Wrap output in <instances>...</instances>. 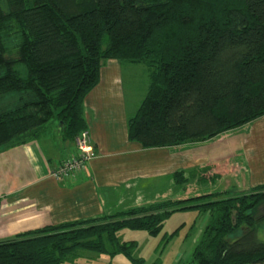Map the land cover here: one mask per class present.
I'll list each match as a JSON object with an SVG mask.
<instances>
[{"label": "trees", "instance_id": "1", "mask_svg": "<svg viewBox=\"0 0 264 264\" xmlns=\"http://www.w3.org/2000/svg\"><path fill=\"white\" fill-rule=\"evenodd\" d=\"M110 59L150 73L128 120L131 141L151 149L217 138L264 116V0H0V151L52 120L68 139L86 131L83 104ZM213 172L198 174L213 183ZM218 195L0 239V264H76L91 253L141 264L132 257L136 243L121 242L119 232L156 237L169 216L193 209L207 223L186 264H264V185Z\"/></svg>", "mask_w": 264, "mask_h": 264}, {"label": "crops", "instance_id": "2", "mask_svg": "<svg viewBox=\"0 0 264 264\" xmlns=\"http://www.w3.org/2000/svg\"><path fill=\"white\" fill-rule=\"evenodd\" d=\"M124 62L136 64L105 61L99 84L84 101L86 130L96 157L78 178L56 181L50 176L60 163L76 155L74 139L66 138L55 120L0 156V170H4L0 171L1 240L48 225L187 198L186 185L192 182L178 185L176 173L189 172L195 185L202 186L198 171L211 167L219 176L215 184H208L213 186L210 190L219 187L218 192L225 194L264 185V116L202 143L145 149L131 141L128 120L142 102L129 105L123 83V68L128 64ZM144 72L150 82L149 70ZM216 190L205 195L217 194Z\"/></svg>", "mask_w": 264, "mask_h": 264}, {"label": "rangeland", "instance_id": "3", "mask_svg": "<svg viewBox=\"0 0 264 264\" xmlns=\"http://www.w3.org/2000/svg\"><path fill=\"white\" fill-rule=\"evenodd\" d=\"M122 64H128V63L124 62ZM146 69L147 67L145 65H140V64H135V65L128 64L125 65L123 68V75H124L123 83L125 84L127 99L129 101V105L131 106L138 105V103L142 102L143 98L146 95L145 91L148 89L150 84V82L148 81L147 73L144 72ZM55 121L57 122L56 124L59 125L61 124L59 123L58 120ZM197 143H202V142H197ZM11 146L4 147L0 151V156H3V154L9 152V150L11 151V149L13 148ZM0 171L2 173V171L4 170L1 169ZM183 175L187 179H189L187 183L192 182L191 184L186 185L187 196L185 195V197H193L197 195L202 196L201 194L205 195V193H209L210 191H212L210 189L213 186L208 185L211 184L209 182L201 181L202 176L199 175L200 181L205 183V185L199 186L201 184L195 185L194 179L189 178V172H185L183 173ZM51 178L56 180L54 177ZM215 183L216 181H214V184ZM215 190L216 189H214V191ZM214 191L212 192L214 193ZM216 191L217 192L220 191L219 187L217 188ZM249 191L250 190H246V189L245 190L233 189L230 190L229 194L228 193L225 194L224 191H223L224 193L218 192L217 194H219L218 195L219 198H222L224 196L227 197L231 195H236L241 192H249ZM0 217H1V212H0ZM206 223H207V215L202 214V212H200L199 210L193 209V210L177 211L166 219L162 232L156 237H152L144 231L129 230V229L121 230L118 236L121 242L136 243V247L134 248L132 257L136 261L141 262V264H186L192 258L193 251L201 238L202 231ZM258 236L259 239L264 240V223L261 225V228L258 229ZM10 238L8 237L6 239H10ZM76 264H136V263L132 261V259L128 258L123 254L112 256L108 254L96 255L91 253L86 258L80 259Z\"/></svg>", "mask_w": 264, "mask_h": 264}, {"label": "built area", "instance_id": "4", "mask_svg": "<svg viewBox=\"0 0 264 264\" xmlns=\"http://www.w3.org/2000/svg\"><path fill=\"white\" fill-rule=\"evenodd\" d=\"M76 155L59 164L50 176L58 181L75 180L96 157L89 132L82 131L76 138Z\"/></svg>", "mask_w": 264, "mask_h": 264}]
</instances>
